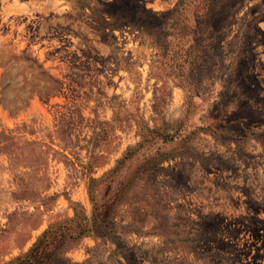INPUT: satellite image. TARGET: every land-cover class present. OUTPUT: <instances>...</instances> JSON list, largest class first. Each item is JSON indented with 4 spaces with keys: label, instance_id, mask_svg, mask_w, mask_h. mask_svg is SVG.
<instances>
[{
    "label": "rangeland",
    "instance_id": "1",
    "mask_svg": "<svg viewBox=\"0 0 264 264\" xmlns=\"http://www.w3.org/2000/svg\"><path fill=\"white\" fill-rule=\"evenodd\" d=\"M59 225L58 264H264V0H0V264Z\"/></svg>",
    "mask_w": 264,
    "mask_h": 264
},
{
    "label": "trees",
    "instance_id": "2",
    "mask_svg": "<svg viewBox=\"0 0 264 264\" xmlns=\"http://www.w3.org/2000/svg\"><path fill=\"white\" fill-rule=\"evenodd\" d=\"M88 228L89 227L86 224L80 223L77 227V229L79 231L78 234L75 237L71 236V239H76V238H79L83 235H89V233H91V231H94V230H91ZM100 232L104 233L103 231H100V230L96 233H100ZM64 234L65 233L62 230V225L50 227L47 231H45L43 233L41 238L35 244L32 245V247L29 249V251L27 253H25L21 257L16 258L11 264H39L40 261H42V264H58V263H60L58 258H57V255H56V251L59 249V247H61V245H64V243L59 245V246H56L54 248L53 255L47 256L46 255V248H47V244H48L47 239L52 238L53 241H56L57 236H59V238H60ZM66 235H67V233H66Z\"/></svg>",
    "mask_w": 264,
    "mask_h": 264
}]
</instances>
